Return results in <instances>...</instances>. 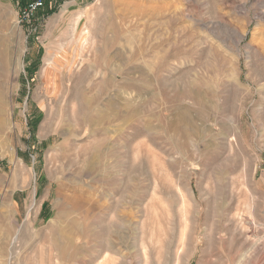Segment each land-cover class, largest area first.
I'll use <instances>...</instances> for the list:
<instances>
[{
  "label": "rangeland",
  "instance_id": "374dc122",
  "mask_svg": "<svg viewBox=\"0 0 264 264\" xmlns=\"http://www.w3.org/2000/svg\"><path fill=\"white\" fill-rule=\"evenodd\" d=\"M23 1L0 0L1 264H208L204 235L239 219L264 238V0H53L19 25ZM63 52L55 93L43 70ZM57 202L81 223L72 260Z\"/></svg>",
  "mask_w": 264,
  "mask_h": 264
},
{
  "label": "bare ground",
  "instance_id": "6f19581e",
  "mask_svg": "<svg viewBox=\"0 0 264 264\" xmlns=\"http://www.w3.org/2000/svg\"><path fill=\"white\" fill-rule=\"evenodd\" d=\"M1 22V21H0ZM4 29V28H3ZM2 33L0 34V100L2 99H6V91H8V82H10V66H12V58H11V51H9V47H8V42L6 40V35L3 33V30H1ZM5 31V30H4ZM7 32V31H6ZM17 32V31H16ZM9 38V37H8ZM87 36L85 37V34L82 35V37L79 39V42L82 44L86 41ZM20 44V43H19ZM10 45V44H9ZM17 45V42H16ZM20 47V46H19ZM13 48V46H12ZM83 48V47H82ZM11 49V48H10ZM20 51V50H19ZM13 54V53H12ZM19 55V53H18ZM16 56V55H15ZM67 55L66 52H63L62 54H58L53 56L51 59V63L49 62L46 67L43 70V78L44 79H48L50 78V76L52 75V87L51 90H53L55 93L59 90V84L57 83V76L55 77V75H57V72L55 74V69L53 68V66L55 65L56 68L59 67H67V59H66ZM16 61H15V65L17 66V68L19 70L22 69V61H21V56H17L15 57ZM14 62V61H13ZM73 66L71 65L69 69H71ZM12 68V67H11ZM51 74V75H50ZM50 75V76H49ZM1 76H4L5 78H7L5 82H1L2 78ZM12 88V87H11ZM10 88V89H11ZM17 89V88H15ZM13 90V89H12ZM10 94V93H9ZM8 94V95H9ZM13 94V93H12ZM5 101V100H4ZM3 105V104H2ZM8 105V104H7ZM8 108V106H7ZM92 109V108H91ZM1 110V109H0ZM3 111V110H2ZM93 115V114H92ZM83 117V116H82ZM84 118V117H83ZM1 121V120H0ZM6 121V120H5ZM4 121V122H5ZM93 121H95V119H93ZM3 122V123H4ZM7 122V121H6ZM0 123V124H3ZM4 125V124H3ZM0 129H1V125H0ZM44 130H50V124H47L45 127H43V132ZM207 130V129H206ZM4 131V129H3ZM211 131V130H210ZM232 131V130H231ZM208 133V132H207ZM211 133V132H210ZM66 134V133H65ZM212 134V133H211ZM228 134V133H227ZM222 135V134H221ZM2 136V134H1ZM216 136V135H215ZM225 137V136H224ZM212 138V137H211ZM214 140V139H211ZM221 140V139H220ZM209 141V140H208ZM222 141V140H221ZM220 142V141H219ZM6 146V143L3 142ZM212 145V144H211ZM221 145V144H220ZM224 145V144H223ZM230 145V144H229ZM232 146V145H231ZM192 148V146H190ZM198 147V146H197ZM8 148V146H7ZM93 151L96 154L97 151V146L94 145L93 146ZM11 152V150H10ZM221 152V151H220ZM218 153V151H217ZM95 156V155H94ZM91 156V157H94ZM89 158V157H88ZM95 158V157H94ZM57 160V159H56ZM89 161V160H88ZM87 161V162H88ZM92 161V159H91ZM95 163V162H94ZM83 164V163H82ZM84 165H87L84 163ZM89 167V165H87ZM86 166V167H87ZM65 167V166H64ZM87 167V168H88ZM91 167V166H90ZM102 167V166H101ZM85 168V167H84ZM86 168V169H87ZM88 170V169H87ZM92 170V168H91ZM89 171V170H88ZM63 172V171H62ZM85 172V171H84ZM86 173V172H85ZM91 173V172H90ZM88 176V175H87ZM90 176V175H89ZM95 176V175H93ZM69 177V176H68ZM80 177V176H79ZM92 177V176H91ZM101 177V175H100ZM72 178V177H71ZM76 178V177H75ZM67 179V178H66ZM80 179V178H79ZM97 180V179H96ZM90 182V180H89ZM77 183H81L78 182ZM92 183V182H91ZM94 184V183H93ZM99 184V183H97ZM192 192V191H191ZM191 194V193H190ZM194 195V194H193ZM191 198V197H190ZM194 199V197H192ZM193 201V200H192ZM69 203V202H68ZM68 203H56V209H55V216L52 219V221H50L49 223V228L51 229V233L52 236L59 242L57 245V250L59 252V257L62 255V260L63 258L66 259L68 258L69 260L73 259V257L76 254V244L71 242V240L66 239V235L67 232L71 231L73 232V228H77L79 226V221L74 218V214L77 215V209L75 210V208L72 205H69ZM197 214H200V212L198 211ZM243 215V214H242ZM241 216V215H240ZM246 216V215H245ZM250 216V215H249ZM73 217V218H72ZM244 217V216H243ZM82 219V218H81ZM65 222H68L69 226H67V228H63V224ZM185 225V224H184ZM189 225V224H188ZM235 228L232 230L231 227L230 228V232L232 233L231 236L224 240V239H219L218 243L215 241V239L212 236H208V235H204L205 238V248L203 249L204 254L208 253V251L211 252H217L218 256L217 257H213L214 255H212V258H206V263L208 264H248V262H250V260L252 259V257L259 251L260 247H263L264 244V238L262 237H258L256 235L257 230H261L263 226H261L260 224H257L256 222H253L249 219V221L243 220V219H239V222L235 223ZM82 226V225H81ZM225 226V225H223ZM69 227V228H68ZM264 230V229H263ZM226 231V229H225ZM212 232V230H211ZM227 232V231H226ZM251 233H253V235H249ZM88 233V232H87ZM121 233V232H120ZM89 234V233H88ZM119 233H117L118 235ZM18 234L14 237V241L13 243H11V249L12 251L17 247V240H18ZM51 235V234H50ZM74 237V235H72ZM237 236L239 237H243L244 241H235L237 238ZM51 237V238H53ZM84 237V235H83ZM53 238V239H54ZM117 238V237H116ZM122 233L119 235V237L117 238L119 241H122ZM255 239L252 242H250V244H248L247 240L250 239ZM65 240L62 241V240ZM217 239V238H216ZM62 242V243H60ZM108 244V243H107ZM112 246V245H111ZM228 246V250L227 253L224 250V247ZM55 248V247H54ZM1 250H3L1 248ZM55 250V249H54ZM57 252V253H58ZM19 253V252H18ZM17 253V254H18ZM242 254L243 258L241 260L238 259L239 254ZM81 254V253H80ZM82 255V254H81ZM233 255V256H232ZM11 258H13V256H11ZM1 259V257H0ZM78 259V258H77ZM2 261V260H1ZM9 261V260H8ZM59 261V260H58ZM3 263V261H2ZM1 264V263H0ZM7 264H10V262H7Z\"/></svg>",
  "mask_w": 264,
  "mask_h": 264
},
{
  "label": "built area",
  "instance_id": "2783aa9c",
  "mask_svg": "<svg viewBox=\"0 0 264 264\" xmlns=\"http://www.w3.org/2000/svg\"><path fill=\"white\" fill-rule=\"evenodd\" d=\"M49 0H26L18 16V24L24 25L36 19Z\"/></svg>",
  "mask_w": 264,
  "mask_h": 264
},
{
  "label": "crops",
  "instance_id": "0c3cea01",
  "mask_svg": "<svg viewBox=\"0 0 264 264\" xmlns=\"http://www.w3.org/2000/svg\"><path fill=\"white\" fill-rule=\"evenodd\" d=\"M52 1H53V0H49V1L46 3V6H47L49 3H51ZM23 2H24V4H25L26 0L23 1ZM46 6H45V7H46ZM44 9H45V8H44ZM44 9H43V10H44ZM43 10H42V11H43ZM42 11H41V12H42Z\"/></svg>",
  "mask_w": 264,
  "mask_h": 264
}]
</instances>
